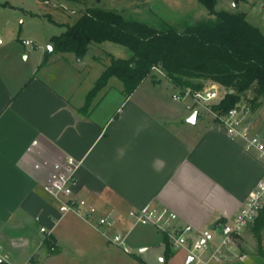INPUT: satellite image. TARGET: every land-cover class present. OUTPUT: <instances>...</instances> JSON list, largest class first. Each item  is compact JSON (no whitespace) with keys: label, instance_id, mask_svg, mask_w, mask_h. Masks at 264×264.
Instances as JSON below:
<instances>
[{"label":"crops","instance_id":"obj_1","mask_svg":"<svg viewBox=\"0 0 264 264\" xmlns=\"http://www.w3.org/2000/svg\"><path fill=\"white\" fill-rule=\"evenodd\" d=\"M55 35L59 34L50 33L45 40L53 42ZM0 37L1 46V31ZM23 39L34 41L29 49L35 53H26L29 45ZM6 43L7 48L0 47V244L14 264H38L47 231L60 254L74 243L85 251L82 256L95 252L121 259L124 255L111 247L112 231L125 233L127 242L139 225L142 235L129 245L141 251L154 248L165 264H220L209 257L210 251L200 252L195 263V255L189 261L186 248L165 261V233L159 236L154 231L159 229L135 222L129 212L167 209L178 215L176 223L192 225L217 245L264 178V161L223 124L188 109L192 102L184 109L182 100L173 96L178 89L166 77L142 87L146 77L129 96L122 89L105 90L110 79L89 112L82 113L79 108L94 86L82 87L87 77L84 64L88 65L84 58L54 52L44 64L46 55L37 53L42 46L35 37H12ZM57 66L75 75L55 85L51 78ZM202 80L212 82L205 87L219 90L221 83ZM193 112L192 122L188 119ZM67 157L79 163L78 194L102 212L114 214L116 223L106 233L74 213L61 216L57 201L45 190L56 164ZM125 256L128 264H148L138 256ZM245 256L241 254L244 260Z\"/></svg>","mask_w":264,"mask_h":264},{"label":"trees","instance_id":"obj_2","mask_svg":"<svg viewBox=\"0 0 264 264\" xmlns=\"http://www.w3.org/2000/svg\"><path fill=\"white\" fill-rule=\"evenodd\" d=\"M39 1L47 5L52 2ZM198 1L207 9V17L194 23L184 22L181 26L168 21L153 25L130 17L125 10L87 5L80 10L75 22H59L66 29L52 38L54 47L48 50L43 63L54 52H72L84 58L92 43L105 41L124 45L132 52L127 58L111 59L88 92L85 104L79 108L82 113L89 112L94 97L112 77L121 80L123 91L129 96L155 67L180 90L203 89L204 82L195 78L212 79L225 85L226 94L212 105L218 111H228L252 90L253 97L246 101L252 112L256 111L264 99V32L253 25L244 12L217 10L218 0ZM47 16L58 22L51 14ZM235 84L239 85L235 87ZM252 224L260 239L264 208ZM43 243L51 253L58 252L52 234L46 235ZM164 243V259L168 261L176 251L167 234Z\"/></svg>","mask_w":264,"mask_h":264},{"label":"rangeland","instance_id":"obj_3","mask_svg":"<svg viewBox=\"0 0 264 264\" xmlns=\"http://www.w3.org/2000/svg\"><path fill=\"white\" fill-rule=\"evenodd\" d=\"M87 5H99L109 9L125 10L130 17L146 21L153 25H159L161 22L168 21L172 24L181 26L184 22L194 23L197 20L205 18L208 13L207 9L198 0H52L50 5L39 0H0V31L3 36V43L0 47L7 48L8 46H6V42L12 37L33 36L36 38V42L42 46L37 53L47 55L49 45L52 42H47L45 40L46 36L50 33L61 34L66 27L58 22H53L48 16L33 18L31 13H49L58 21L73 23L79 17L80 10L84 9ZM216 9L244 12L248 20L264 32L262 28V21H264V0H218ZM29 47L30 46L26 49V53H35L33 51L36 50H31ZM131 53L132 52L127 47L116 42L105 41L102 43H92L88 53L84 57L88 65L84 64L87 77L83 82L82 87L91 88L97 77L111 62L113 57L127 58ZM74 63L79 62L74 61ZM162 72L155 67L142 87L146 84L151 85L155 78H160L161 76L166 77L165 74L163 75L164 72ZM53 73L55 78L53 76L51 81L55 85H62V82L65 83L66 79L68 81L70 76L75 75L71 70L64 69L61 66L55 67ZM195 80L203 81L204 87L212 83L210 82L209 84H206L202 78H195ZM238 85L239 84H235V87ZM218 86L220 95H225L227 87L223 84H219ZM109 88L114 92L118 91V89H122V93L125 94L123 91V83L117 77L111 78L109 87L105 88V90ZM220 90L222 91V94ZM253 95V91L248 90L246 92V97L243 100L246 101L247 98L253 97ZM180 100H182L181 103L184 104H181L184 109H186V104H188V102H192L198 108L200 114L210 116L211 119H213L211 114L202 105L195 102L194 99L185 98ZM262 101L263 105L256 111H251L246 119L251 121L257 130L264 133V99ZM153 227L154 226H147L150 230L155 229V227ZM93 229L94 233L99 234L97 229ZM142 229L143 227L141 225L136 226L134 230L128 234V241L130 242L131 239L135 240L140 238L142 235ZM154 231L159 233V236L162 235L161 231L158 232L156 229ZM112 233L114 234V231H112ZM225 235V233L222 235L218 240L217 245H214L210 241L212 244V250L208 253L210 258H214V254H216L221 259H214L220 264H264V228L261 231L260 239H258L253 231V224H251L248 226L244 234H242V232L232 234L231 237L234 240L233 242H230L228 246H221L222 239ZM128 241L125 242V245L131 249L130 251L133 252V254H126L122 247L111 244L113 249L119 250L121 254L124 255L121 259H114L105 255L99 256V254H96L95 252H88L87 255L82 256L85 251L83 249H76L73 243L71 250H68L69 248L66 247L67 249L62 254L59 253L60 251L51 253L47 247L42 248V255L38 258V264H128L127 262H124V258L129 259L125 255H128L129 257L138 256L139 258L146 260L148 264H165L164 261L160 260V255L157 254L154 248L141 251L140 248H133L132 245H129ZM231 244L233 245L232 248L230 247ZM69 245L71 246L72 244L67 243V246ZM218 247L220 250H217ZM174 250L176 251L177 249L174 248ZM2 252L6 253V249L3 248ZM199 253L200 251L196 252L194 263L197 261V255ZM241 254L246 255L245 260L241 258ZM12 262L13 260H11V263Z\"/></svg>","mask_w":264,"mask_h":264},{"label":"built area","instance_id":"obj_4","mask_svg":"<svg viewBox=\"0 0 264 264\" xmlns=\"http://www.w3.org/2000/svg\"><path fill=\"white\" fill-rule=\"evenodd\" d=\"M23 43L30 47L34 46L32 39H23ZM157 69L162 72L160 68ZM173 96L178 100L184 98L194 99L195 102H198L211 114L213 120L223 124L232 137L242 140L249 150L264 161V133L257 130L252 122L246 119L247 115L252 111L247 101L240 100L228 111L214 110L212 105L218 103L222 96L219 90L213 86L204 87L201 90L178 89ZM187 107L190 110L197 111V113L199 112L193 103H189ZM78 164L73 157H67L65 161L57 163L55 173L44 184V188L57 201L58 211L61 216L67 213H74L106 233L107 230L115 225L116 218L112 212H102L95 203L78 194ZM262 208H264V178L252 189L248 199L236 214L233 226L226 232L221 246H228L230 242H233L234 239L231 235L241 233L246 227L251 225ZM129 215L135 222L153 225L167 234L171 245L175 249L186 248L191 255H196L198 251L206 252L212 250V244L206 235L199 234L190 224L176 223L178 215L167 209L153 207L146 210H131ZM41 230L47 231L45 227H42ZM111 240L113 243L121 245L125 251L130 252V248L125 245L123 233L115 232ZM51 249L54 250L55 247ZM2 250L3 246L0 244V262L11 263V257L7 253H3ZM217 250H220V248L218 247ZM214 258L217 260L221 259L216 254H214ZM214 258L212 257V259Z\"/></svg>","mask_w":264,"mask_h":264},{"label":"water","instance_id":"obj_5","mask_svg":"<svg viewBox=\"0 0 264 264\" xmlns=\"http://www.w3.org/2000/svg\"><path fill=\"white\" fill-rule=\"evenodd\" d=\"M54 47V42L50 43L49 45V50H52ZM196 119V112H193L192 115L189 117V121H195ZM225 231H228V227H225ZM189 261H192L193 260V255H190L189 258H188Z\"/></svg>","mask_w":264,"mask_h":264}]
</instances>
